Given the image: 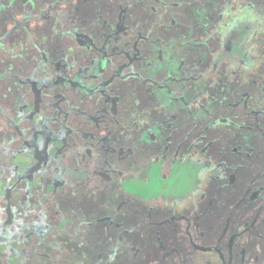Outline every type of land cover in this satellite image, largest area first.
<instances>
[{"label": "rangeland", "instance_id": "rangeland-1", "mask_svg": "<svg viewBox=\"0 0 264 264\" xmlns=\"http://www.w3.org/2000/svg\"><path fill=\"white\" fill-rule=\"evenodd\" d=\"M12 6L26 14L5 38L24 65L10 114L41 125L10 160L40 155L41 178L0 190V264H44L49 230L68 238L60 264H264V0H0ZM233 26L256 64L205 77ZM201 181L196 206L171 207Z\"/></svg>", "mask_w": 264, "mask_h": 264}, {"label": "flooded vegetation", "instance_id": "flooded-vegetation-1", "mask_svg": "<svg viewBox=\"0 0 264 264\" xmlns=\"http://www.w3.org/2000/svg\"><path fill=\"white\" fill-rule=\"evenodd\" d=\"M23 8H14L13 6L12 8H0V190H11L12 192L18 191V193L20 194L19 196H21V194L28 195L26 191H31V181L35 183L41 178L40 155L37 154V156H34L35 162H33V165L31 167L28 165L23 169L12 167L13 163L12 160H10L11 153L16 154L24 150L25 145L30 141H28L29 134L35 136V139L38 137V135L36 136V134L40 130L41 125V119L39 115H34L35 118H32L30 116L26 121L28 123V126L26 130L27 132H25L21 128L24 120L20 121L11 118L10 114V92L8 85L10 76H14L12 77V79H15V77L22 75V67L24 65L23 60L19 56L14 55L18 57L17 59H19L18 63L20 65L17 68L10 66V59L8 55L9 48L7 46V40L5 38L6 35H9L8 28L10 27L11 21V27H13L14 29L22 31L21 27L24 28L23 26L26 11ZM14 14L18 15L15 16ZM15 81L19 86L20 84L18 83V81ZM25 176L27 178H25ZM20 177L21 180H19ZM4 185L10 186L4 188ZM6 202H21V198L18 197L17 199H15L12 195H8ZM26 202H28V200H26Z\"/></svg>", "mask_w": 264, "mask_h": 264}, {"label": "trees", "instance_id": "trees-1", "mask_svg": "<svg viewBox=\"0 0 264 264\" xmlns=\"http://www.w3.org/2000/svg\"><path fill=\"white\" fill-rule=\"evenodd\" d=\"M52 15L53 16L55 15L59 22H66L65 10L54 12ZM234 36H235L234 26L230 27L227 31L222 30L221 33L219 32L220 46L214 54L213 63L211 67L208 70H206V72L204 73L205 77L207 78L215 77V73L217 69L222 64H226L229 71L231 72L233 71L234 68H242L244 70H250L251 68L254 67L258 59L256 51L254 49H246L245 51L240 50L234 41ZM123 39L125 40V37H123ZM56 109L58 113L64 111V110L63 111L60 110V108L57 107ZM67 114L74 122L76 121L77 115H75L74 113L69 114L68 112H66V116ZM204 189H205V182L201 181L198 187L196 188V190L188 198L180 202H170L171 207L181 210L185 207L196 206L197 201L201 197V194L204 191ZM158 201H159L158 205L160 207L168 206L167 201L165 200H158ZM79 223H82V219L79 220ZM62 226H63V222H60V224H57L55 228H61ZM46 234H47L46 235L47 238H51L50 240L52 241L48 243L49 252H44V254H42V257L46 258L44 259V264H60V257L62 252L60 249L61 248L67 249L66 242L68 241V238L62 237L66 235V233H62L57 230L56 231L49 230L47 231ZM38 263L40 262H35L34 264H38Z\"/></svg>", "mask_w": 264, "mask_h": 264}, {"label": "water", "instance_id": "water-1", "mask_svg": "<svg viewBox=\"0 0 264 264\" xmlns=\"http://www.w3.org/2000/svg\"><path fill=\"white\" fill-rule=\"evenodd\" d=\"M36 103H38V94L36 92Z\"/></svg>", "mask_w": 264, "mask_h": 264}]
</instances>
